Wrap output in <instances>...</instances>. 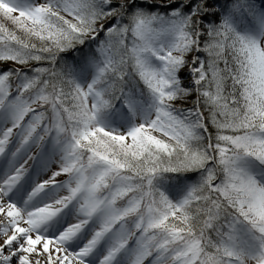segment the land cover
I'll return each mask as SVG.
<instances>
[{
  "label": "snow or ice",
  "instance_id": "1",
  "mask_svg": "<svg viewBox=\"0 0 264 264\" xmlns=\"http://www.w3.org/2000/svg\"><path fill=\"white\" fill-rule=\"evenodd\" d=\"M0 264H264V0H0Z\"/></svg>",
  "mask_w": 264,
  "mask_h": 264
}]
</instances>
